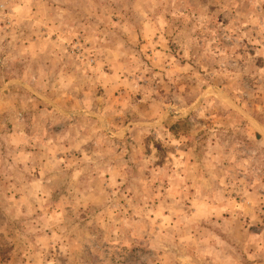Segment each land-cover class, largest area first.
Here are the masks:
<instances>
[{"label": "rangeland", "instance_id": "rangeland-1", "mask_svg": "<svg viewBox=\"0 0 264 264\" xmlns=\"http://www.w3.org/2000/svg\"><path fill=\"white\" fill-rule=\"evenodd\" d=\"M0 264H264V0H0Z\"/></svg>", "mask_w": 264, "mask_h": 264}]
</instances>
